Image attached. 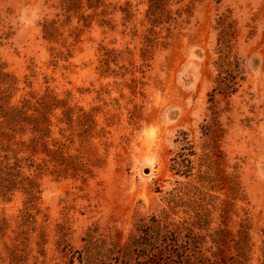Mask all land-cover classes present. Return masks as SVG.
I'll list each match as a JSON object with an SVG mask.
<instances>
[{
    "label": "rangeland",
    "instance_id": "obj_1",
    "mask_svg": "<svg viewBox=\"0 0 264 264\" xmlns=\"http://www.w3.org/2000/svg\"><path fill=\"white\" fill-rule=\"evenodd\" d=\"M149 7L0 0V264H264V0Z\"/></svg>",
    "mask_w": 264,
    "mask_h": 264
},
{
    "label": "trees",
    "instance_id": "obj_2",
    "mask_svg": "<svg viewBox=\"0 0 264 264\" xmlns=\"http://www.w3.org/2000/svg\"><path fill=\"white\" fill-rule=\"evenodd\" d=\"M163 0H150L149 14L153 17L157 16V10L162 6ZM159 12V11H158Z\"/></svg>",
    "mask_w": 264,
    "mask_h": 264
}]
</instances>
